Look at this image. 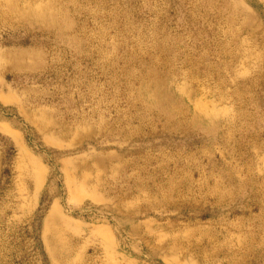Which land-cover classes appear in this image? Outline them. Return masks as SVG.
<instances>
[{"label":"rangeland","instance_id":"rangeland-1","mask_svg":"<svg viewBox=\"0 0 264 264\" xmlns=\"http://www.w3.org/2000/svg\"><path fill=\"white\" fill-rule=\"evenodd\" d=\"M0 264H264V0H0Z\"/></svg>","mask_w":264,"mask_h":264},{"label":"bare ground","instance_id":"bare-ground-1","mask_svg":"<svg viewBox=\"0 0 264 264\" xmlns=\"http://www.w3.org/2000/svg\"><path fill=\"white\" fill-rule=\"evenodd\" d=\"M156 85H158V84H156ZM157 87V86H156ZM156 89V88H155ZM154 97H156L155 95H153L151 98H154Z\"/></svg>","mask_w":264,"mask_h":264}]
</instances>
